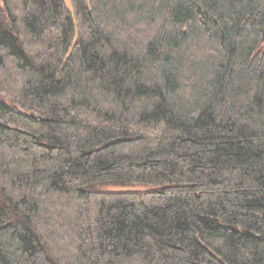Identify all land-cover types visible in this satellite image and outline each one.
<instances>
[{"label":"trees","instance_id":"16d2710c","mask_svg":"<svg viewBox=\"0 0 264 264\" xmlns=\"http://www.w3.org/2000/svg\"><path fill=\"white\" fill-rule=\"evenodd\" d=\"M0 264H264V0H0Z\"/></svg>","mask_w":264,"mask_h":264},{"label":"rangeland","instance_id":"374dc122","mask_svg":"<svg viewBox=\"0 0 264 264\" xmlns=\"http://www.w3.org/2000/svg\"><path fill=\"white\" fill-rule=\"evenodd\" d=\"M99 189H109V190H117V189H125L127 187L124 186H116V185H105L98 187Z\"/></svg>","mask_w":264,"mask_h":264}]
</instances>
